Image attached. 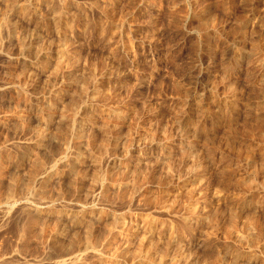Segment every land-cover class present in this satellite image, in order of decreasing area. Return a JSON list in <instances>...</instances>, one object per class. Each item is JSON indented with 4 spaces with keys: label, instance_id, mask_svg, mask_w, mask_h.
<instances>
[{
    "label": "rangeland",
    "instance_id": "rangeland-1",
    "mask_svg": "<svg viewBox=\"0 0 264 264\" xmlns=\"http://www.w3.org/2000/svg\"><path fill=\"white\" fill-rule=\"evenodd\" d=\"M0 264H264V0H0Z\"/></svg>",
    "mask_w": 264,
    "mask_h": 264
}]
</instances>
